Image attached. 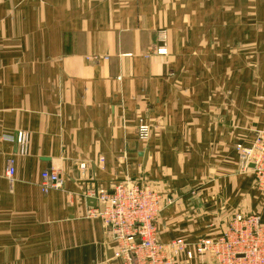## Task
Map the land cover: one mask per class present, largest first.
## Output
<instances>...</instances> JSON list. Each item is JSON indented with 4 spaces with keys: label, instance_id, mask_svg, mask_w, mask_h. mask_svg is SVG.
Masks as SVG:
<instances>
[{
    "label": "crops",
    "instance_id": "1",
    "mask_svg": "<svg viewBox=\"0 0 264 264\" xmlns=\"http://www.w3.org/2000/svg\"><path fill=\"white\" fill-rule=\"evenodd\" d=\"M219 5L0 0V264H113L86 193L123 181L173 199L157 220L163 242L216 235L239 212L264 223V198L236 151L254 136L235 129L236 112L264 127V0H225L229 14L253 12L256 21L249 14L227 26L231 46L241 30L243 48L225 61L231 81L255 80L224 89L210 82L216 74L202 85L186 65L199 59L187 55L190 17ZM139 118L151 130L146 142L136 136ZM18 132L28 135L24 156ZM50 169L62 186L43 193L40 175Z\"/></svg>",
    "mask_w": 264,
    "mask_h": 264
},
{
    "label": "built area",
    "instance_id": "2",
    "mask_svg": "<svg viewBox=\"0 0 264 264\" xmlns=\"http://www.w3.org/2000/svg\"><path fill=\"white\" fill-rule=\"evenodd\" d=\"M165 54V49L157 50ZM138 140H146L149 127L139 120ZM16 152L26 155L28 135L15 136ZM241 165H253L255 189L264 197V129L257 131L250 147H236ZM100 162L103 159L99 160ZM83 167V166H81ZM5 176H14V163L8 159ZM43 193L62 186L60 173L54 169L40 175ZM94 199L90 217L97 219L108 232L107 243L113 251L114 264H264V225L257 214H235L218 235L184 238L162 243L156 219L173 201L148 185L115 183L110 190L94 188L86 193Z\"/></svg>",
    "mask_w": 264,
    "mask_h": 264
},
{
    "label": "rangeland",
    "instance_id": "3",
    "mask_svg": "<svg viewBox=\"0 0 264 264\" xmlns=\"http://www.w3.org/2000/svg\"><path fill=\"white\" fill-rule=\"evenodd\" d=\"M220 1H221V5L218 6L217 13L207 12V13H201L198 15H193L190 17V21H192V23H194V22L197 23V28L194 26V24L190 23L191 24L190 27H192L193 29L186 31L187 33H188V31H190L187 34V37L190 38L191 42H192V46L190 45L189 47H187V55H198L199 59L195 62H192L191 60L187 61L186 65L190 64V66H191V68H189L187 70H189V73H191V71H190L191 69H194L195 72H198V74L201 75V77L196 79V80L201 82L202 85L207 84L209 82L208 81L209 75H212V78H213V74H216V76H214L215 78L212 79V81H210V82L212 83V85L216 84L218 87H221L223 89L227 85L239 86L243 83L246 84L247 81L249 82V84H252V82H254V80H255V79H252V77L242 79L241 77H237L235 75L233 77V80L231 81V79L229 77H227L225 74L226 55L230 56V55H232V52H233V55H235V56L240 55V57H241L242 48H243L242 47L243 36H241V30H235L234 31L235 33H234V38H233V45L231 46V39L232 38L227 35L226 28L232 22L235 24L236 23L239 24L240 22H242V19L241 20H239V19L241 17H245L249 14L251 17L248 20L249 23L254 24L256 19H253L254 18L253 12H252V14L249 13V14L245 15L244 13L242 14L241 11L238 12L237 9H235V12L233 13V15L229 14L231 10H229L225 7V0H220ZM218 3H219V0H218ZM198 24H200V26H198ZM212 26H214V27L212 28ZM255 35H256V33L254 31H251V37H250L251 44L253 43V40L255 39ZM211 44H212V46L210 47ZM166 53L167 52L165 50V54ZM214 57H216L217 60L215 59V61L211 62L210 58H214ZM198 81H197V83H198ZM139 120H142V119L139 118L137 121L136 136H137V129H138V125H139ZM242 120H243V116L241 118V112L240 113L236 112L235 113V123H236V121L237 122L240 121V123L238 125L235 124V129L239 132H244L245 129H248V130L250 129V134H253V136H254L253 141H254L256 132L260 131V129L263 126L258 127V126L250 125V124L246 126L245 119L243 121ZM142 121L146 124V122L144 120H142ZM263 128L261 130H263ZM150 133H151V130L149 128V135H150ZM137 139H138V136H137ZM148 139H149V136L146 140H143L141 142H146ZM239 145L242 146L241 144H239ZM250 145L248 147H250ZM238 159H239V156H238ZM239 163L241 165L240 160H239ZM250 165H252V164H250ZM241 167H242L243 171L252 170V168H253V167L250 168L248 166V170H246L242 165H241ZM251 174H252V172H251ZM126 182L131 183L130 181H123V182H118V183H126ZM252 184H253V188L255 189L254 183H253V174H252ZM158 193H160V192H158ZM257 193H258V195H260V193L258 191H257ZM262 198H264V197H262ZM89 199H92V198H89ZM168 199H171V198H168ZM171 200L173 201V199H171ZM167 208H165L161 212L159 217L162 215L163 212L166 211ZM235 214H243V215L257 214V215H259L260 221H261V215L258 214L257 212H255V213H241V212H239V213H235ZM235 214H233V215H235ZM230 216L227 217L226 221H224L225 223H223V226L220 227L219 231H221L222 228L224 227V225L226 224V222L229 219H231L232 216L231 217ZM158 218L156 219V228H157ZM261 224H262V222H261ZM262 225H264V223ZM157 231H158V228H157ZM216 235H218V234H216ZM216 235H206V236H201V237H213ZM158 238H159V231H158ZM198 238H193V239L184 238V239L192 242ZM175 239H178V238L165 240V242H163L159 238L160 242L165 243V244L169 243ZM110 262H112V261H110ZM112 263L114 264V262H112Z\"/></svg>",
    "mask_w": 264,
    "mask_h": 264
},
{
    "label": "water",
    "instance_id": "4",
    "mask_svg": "<svg viewBox=\"0 0 264 264\" xmlns=\"http://www.w3.org/2000/svg\"><path fill=\"white\" fill-rule=\"evenodd\" d=\"M250 168L253 167V165H249ZM91 201V203L94 205V200L93 199H89ZM105 255H106V259L110 260L111 258H113V251L111 248H108L107 244L105 245Z\"/></svg>",
    "mask_w": 264,
    "mask_h": 264
}]
</instances>
